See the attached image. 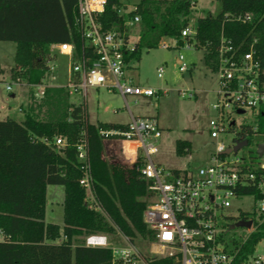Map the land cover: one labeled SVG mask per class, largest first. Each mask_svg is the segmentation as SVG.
I'll list each match as a JSON object with an SVG mask.
<instances>
[{
	"label": "trees",
	"instance_id": "16d2710c",
	"mask_svg": "<svg viewBox=\"0 0 264 264\" xmlns=\"http://www.w3.org/2000/svg\"><path fill=\"white\" fill-rule=\"evenodd\" d=\"M218 2L220 12L198 17L195 35L186 42L203 51L204 64L214 71L221 36L239 48L238 54L248 52L252 45L254 59L264 70V0ZM195 4V0H139L134 10L120 15L118 0H107L100 22L105 30H121L125 20L138 16L135 49L125 57L138 62L142 50L156 49L164 39L182 45L180 33L188 26ZM76 6L77 0H0V42L15 45L10 79L39 84L49 71L52 45L71 43L80 50L81 40L73 26ZM244 13L253 14V23L235 20ZM40 103L53 109L47 120L25 110L21 122L0 120V231L4 236L0 264H110L111 251L85 247L84 237L118 233L132 243L137 235H149L142 221L147 192L139 165L110 164L102 157L105 138L100 131L125 126L89 124L85 104H69L61 88L47 89ZM231 129L236 140L248 142L249 159L257 164L256 147L264 143V105L252 125ZM59 136L66 139V146L54 145ZM81 139L99 211L89 208L79 185L83 171L75 145ZM175 152L183 156L190 152V145L176 141ZM255 172L264 173L257 168ZM47 186L63 188L62 227L44 223ZM250 192L260 198L255 189ZM263 235L264 225L241 250L251 251ZM150 264L171 263L158 259Z\"/></svg>",
	"mask_w": 264,
	"mask_h": 264
},
{
	"label": "built area",
	"instance_id": "2783aa9c",
	"mask_svg": "<svg viewBox=\"0 0 264 264\" xmlns=\"http://www.w3.org/2000/svg\"><path fill=\"white\" fill-rule=\"evenodd\" d=\"M106 4L107 0H77L73 26L81 40L80 50L77 51L71 43L50 47L51 60L55 59L54 52L68 59L66 84L62 87L51 86L44 83L45 78L36 85L23 83L29 89H38L36 93L30 90L34 98L42 99L45 91L51 88H61L68 97L79 96L83 101L88 89H105L108 93L119 94L124 100L127 96L157 99L167 93L134 84L129 76L134 61H126L125 57L135 49L137 40H133L131 32L138 29L139 18L133 16L125 20L121 30H105L100 15ZM132 10L134 8L119 9L118 12L122 15ZM234 18L242 24L254 21L252 13ZM180 35L181 46L196 48L194 43L186 42V39L192 40L195 35V28L191 27L190 22ZM167 41L162 40L158 47L170 49ZM238 50L221 36L216 57L218 102L212 107L218 116L209 122V136L216 141V146L208 162L197 169L165 171L153 163L151 157L156 153L153 141L161 136L155 117L131 116L124 129L100 131L105 139L119 143L128 165H139V176L147 192L142 221L151 241L148 251L142 253L131 243L116 247L110 245L107 235L90 234L84 237L85 247L109 249L110 264H150L152 260L158 259H166L171 264H264V235L251 251H242L240 248L264 225V173L255 172L256 168L264 171V155L260 158L257 156L258 163L252 165L249 157L238 155L243 148L236 153H226L236 142L243 140L233 138L231 145L226 146L221 139L229 133L235 137L231 128H235L236 123L225 113L226 110H232L237 115L251 112L255 117L264 105V83L261 82L264 70L254 59L253 46L246 53L238 54ZM177 62L180 72L187 71L182 56L177 57ZM48 68L50 73L53 67H49V63ZM163 73L161 66L157 69L158 78ZM51 79L54 80L53 77ZM14 82L22 83L18 79ZM4 85L5 91L10 94V83ZM179 95L192 97L191 92H180ZM239 111L242 113L239 114ZM54 145L64 147L66 139L56 137ZM125 145L129 146L130 152L125 151ZM75 148L76 159L82 164L83 171L79 185L86 192L89 208L99 211L91 191L92 182L83 139L77 142ZM253 189L260 198L250 192ZM244 190L248 193H242ZM244 199H251L250 211L239 212L234 223L250 222L249 228L239 227L246 230L247 236L241 243L227 242L224 236L231 230L230 225L223 224L227 219L226 212L233 201L241 204ZM240 215H244L243 218ZM3 239L0 231V242Z\"/></svg>",
	"mask_w": 264,
	"mask_h": 264
},
{
	"label": "rangeland",
	"instance_id": "374dc122",
	"mask_svg": "<svg viewBox=\"0 0 264 264\" xmlns=\"http://www.w3.org/2000/svg\"><path fill=\"white\" fill-rule=\"evenodd\" d=\"M118 2L119 9L131 10L139 0H118ZM195 2L194 12L190 19L193 29L198 17L207 14L215 16L220 12L218 0H195ZM131 36L136 41L138 29H134ZM167 42L170 49L165 50L158 47L152 50H142L140 60L132 63L129 72V76H133L134 84L154 91H167L164 96L157 99L127 96L124 100L119 94L108 93L105 89H88L84 101L79 96H67V98L68 103L73 105L84 102L87 121L93 125L97 123L126 125L130 121L129 113L135 117L157 118L161 136L153 141L156 153L151 160L165 171L182 172L202 166L208 162L215 150L216 141L209 136V122L218 116V112L212 108L218 102V75L217 69L211 70L204 64L201 49L193 47L187 49L177 45L174 41L168 40ZM14 54L15 45L13 43L0 42V68L4 72L0 79L3 82L0 83V107H4L9 118L14 121L23 120L24 110L31 111L39 120H47L50 110L53 109L49 105L43 106L40 98H34L32 92L36 93L38 89H29L24 85V81L20 80L22 83L15 84L16 79H10V70L14 66ZM54 55L55 59L49 62V67H53V70L45 76L44 83L62 87L66 84L68 59L56 52ZM178 56L183 57V65L187 71H179L176 63ZM161 66L164 73L161 78H158L157 69ZM52 77L54 80L51 79ZM8 83L11 86L10 94L4 89V84ZM180 92H191L192 97H181ZM225 113L232 121H235L236 131L240 130L241 126L254 123L255 117L251 112L237 115L232 110H226ZM233 138L232 133L221 137L226 146L231 145ZM176 141L187 142L190 145V152L178 156L175 152ZM102 145V157L106 162L128 165L117 141L104 139ZM249 150V147H245L238 155L249 157ZM63 199L64 191L61 186L46 187L44 223L62 227ZM251 202V199H244L241 204L233 201L226 212L227 219L223 224L231 225L235 222L239 212L250 211ZM107 236L110 245L123 247L130 244L118 233ZM246 236L245 229L234 228L224 237L227 242L241 243ZM150 241V235H137L131 244L143 253L148 251Z\"/></svg>",
	"mask_w": 264,
	"mask_h": 264
},
{
	"label": "water",
	"instance_id": "95a60500",
	"mask_svg": "<svg viewBox=\"0 0 264 264\" xmlns=\"http://www.w3.org/2000/svg\"><path fill=\"white\" fill-rule=\"evenodd\" d=\"M238 113L241 114L242 111H239ZM247 146H248V142L246 140H243L241 142H236L235 146L232 149L226 151V153H230L231 151L233 153H236V152H238V150H240L242 148H245ZM256 154H257V156L259 158L264 155V143L259 144L257 146ZM239 227L249 228L250 227V222L239 221L237 223H234V224L230 225L229 226V229L230 230H233L234 228H239Z\"/></svg>",
	"mask_w": 264,
	"mask_h": 264
},
{
	"label": "crops",
	"instance_id": "0c3cea01",
	"mask_svg": "<svg viewBox=\"0 0 264 264\" xmlns=\"http://www.w3.org/2000/svg\"><path fill=\"white\" fill-rule=\"evenodd\" d=\"M176 63L178 64V62H177V59H176ZM1 69V68H0ZM4 73V72H3ZM3 75V74H2ZM2 75H0V79H1V77H2ZM10 76V75H9ZM130 77H132V81H133V76H130ZM0 83H3L1 80H0ZM27 100V99H26ZM26 103V102H25ZM24 103V104H25ZM22 105V104H21ZM20 105V106H21ZM86 107V106H85ZM131 116L132 117H135L133 114H131V113H129V117H130V119H131ZM146 117H148V116H146ZM135 118H144V117H142V116H140V117H135ZM6 119H11V118H9V116L7 115V111L4 109V107H0V120H6ZM157 119V118H156ZM22 121V120H21ZM20 120L19 121H16V122H21ZM108 124V123H107ZM114 125H120V124H114ZM123 126H125V125H123ZM119 144V143H118ZM120 146V145H119ZM127 150H129V147H127L126 145H125V151H127Z\"/></svg>",
	"mask_w": 264,
	"mask_h": 264
}]
</instances>
